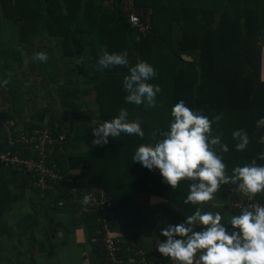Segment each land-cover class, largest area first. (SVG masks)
Masks as SVG:
<instances>
[{"label":"trees","instance_id":"1","mask_svg":"<svg viewBox=\"0 0 264 264\" xmlns=\"http://www.w3.org/2000/svg\"><path fill=\"white\" fill-rule=\"evenodd\" d=\"M122 1L114 0L113 7L105 9L101 0H0V15L17 27L21 43L29 44L39 35L88 34L93 40L92 58H99L103 51H123L130 65L145 61L153 66L156 76L149 83L160 87L154 108L125 103L122 80L127 68L102 70L95 88L100 122L111 120L124 108L130 121L140 122L144 137L122 133L97 145L88 160V179L104 189L113 203L104 182L117 177L135 187L134 192L164 198L191 215L195 206L184 203L189 181L182 180L171 189L158 172L147 173L132 157L139 145L151 143L153 133L167 130L171 108L182 100L213 120L211 135H219L229 148L224 153L213 146L227 174L253 160L264 164L258 159L264 153L260 142L264 126H256L264 117V82L259 76L264 10L260 0H133L135 9L149 18L145 31L130 27ZM189 52L197 54L196 61L182 58ZM216 116L220 119L214 120ZM235 130L248 135L244 150L235 148Z\"/></svg>","mask_w":264,"mask_h":264},{"label":"crops","instance_id":"2","mask_svg":"<svg viewBox=\"0 0 264 264\" xmlns=\"http://www.w3.org/2000/svg\"><path fill=\"white\" fill-rule=\"evenodd\" d=\"M92 43L90 35L74 32L39 35L29 44L21 43L17 27L0 15V81H8L0 87V152L8 148L6 120L14 119L15 136L23 130L48 128L65 136L61 149H51L52 161L65 175L88 178V160L97 146L92 143L93 123L100 122L95 88L103 75L98 58L90 56ZM259 43V76L264 82V27ZM37 52L46 53L47 61L36 60ZM182 58L194 62L197 54L183 53ZM15 150L31 154L19 144ZM104 186L119 208L112 223L113 237L134 243L151 262L172 264L155 250L164 239L160 230L182 223L189 215L164 198L134 192L135 187L117 177ZM233 187L225 185L212 201L200 205L202 210L220 212L222 222L239 215L230 206ZM256 197L264 201V193ZM74 210L50 207L48 199L36 195L26 175L0 162V264H107L89 241L92 220L74 222ZM120 264L137 262L125 253Z\"/></svg>","mask_w":264,"mask_h":264},{"label":"clouds","instance_id":"3","mask_svg":"<svg viewBox=\"0 0 264 264\" xmlns=\"http://www.w3.org/2000/svg\"><path fill=\"white\" fill-rule=\"evenodd\" d=\"M34 58L40 62L48 59L44 52L35 53ZM97 66L100 70L114 66L127 68L122 80L125 103L145 108L156 106L160 87L149 83L156 76L151 64L140 61L130 65L127 52L103 51ZM7 83V80L0 81V87ZM170 116L167 130L153 133L151 143L139 145L132 160L147 173L158 172L162 182L171 189L182 180L189 181L184 203L194 205L195 211L182 223L162 228L160 236L164 239L156 243L155 250L170 259L172 264H264V205L241 207L239 215L231 216L227 222H222L220 212H205L200 206L212 201L214 194L224 185H235L249 201L264 193V164L258 165L253 160L233 168L231 175L227 174L226 165L213 146L218 145L224 153L229 148L221 143L219 135H211L213 120L190 109L182 100L171 108ZM213 119L219 120L220 117ZM93 125L94 145H105L109 138L122 133L144 137L140 122L130 121L124 108L111 120L94 122ZM256 126H264V117L256 122ZM232 136L237 141L236 150L247 147L249 138L246 132L235 130ZM260 142L264 143V136ZM258 159L264 160V153ZM90 199L85 195L83 203L87 204Z\"/></svg>","mask_w":264,"mask_h":264},{"label":"built area","instance_id":"4","mask_svg":"<svg viewBox=\"0 0 264 264\" xmlns=\"http://www.w3.org/2000/svg\"><path fill=\"white\" fill-rule=\"evenodd\" d=\"M113 5L114 0H101V6L105 9H111ZM122 12L131 28L145 31L149 29V18L142 11L135 9L133 0L122 1ZM14 128V119L6 120L3 124L8 148L0 152V162L11 167L15 172L26 175L36 195L48 199L50 207L74 208L72 217L76 223L91 219L93 231L89 241L99 249L107 264H120L125 253L132 255L137 264H162L149 261L146 252L134 243L114 238L112 223L119 208L102 189L95 187L88 178L65 175L52 161L50 151L55 146L61 149L65 140L63 134L55 135L48 128H34L23 130L15 136ZM16 144L31 154L22 155L20 151L15 150ZM230 193V206L236 212H240L241 207H251L254 204L264 205V201L257 197L251 201L247 200L236 190L235 186ZM85 195L91 197L87 204L83 203Z\"/></svg>","mask_w":264,"mask_h":264},{"label":"rangeland","instance_id":"5","mask_svg":"<svg viewBox=\"0 0 264 264\" xmlns=\"http://www.w3.org/2000/svg\"><path fill=\"white\" fill-rule=\"evenodd\" d=\"M259 4H260V7H261V12H262L264 10V0H260Z\"/></svg>","mask_w":264,"mask_h":264}]
</instances>
